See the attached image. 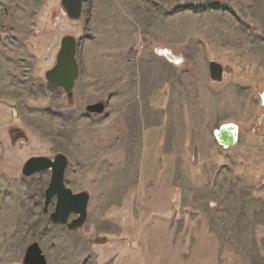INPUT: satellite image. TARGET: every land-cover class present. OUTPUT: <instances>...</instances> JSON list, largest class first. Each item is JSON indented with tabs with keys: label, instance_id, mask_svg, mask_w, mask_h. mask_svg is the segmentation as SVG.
<instances>
[{
	"label": "rangeland",
	"instance_id": "obj_1",
	"mask_svg": "<svg viewBox=\"0 0 264 264\" xmlns=\"http://www.w3.org/2000/svg\"><path fill=\"white\" fill-rule=\"evenodd\" d=\"M215 4L220 8H211ZM65 36L79 45L80 75L72 98L46 79ZM227 45L241 47V54L256 51V74L264 76V0H85L78 20L69 18L61 0H0V264H23L34 241L50 264H80L82 250L85 264H94L93 242L107 240L94 235L111 229L106 215L136 180L142 113L150 100L132 98L131 92L140 91L148 47L180 68L152 62L167 79L197 76L198 90L209 91L204 86L209 60H219ZM165 49L179 66L168 61ZM236 70L242 68L224 66L225 77ZM229 90H236L235 84ZM232 95L229 118L260 135L264 119L258 92L255 99L239 100L240 107ZM98 101L108 102L106 112L89 114L86 106ZM207 102L211 109L213 100ZM198 117L205 154L194 164V132L192 138L187 132L177 164L187 210L178 229L202 239L211 236L210 243V236L197 243V251L213 248L212 264H264V136L253 148L243 135L228 150L215 138V115ZM205 126L215 127L206 131ZM58 153L69 159L66 185L90 194L87 222L74 230L52 223L44 212L50 171L22 173L30 157ZM248 169L253 177L243 178ZM54 207L55 200L49 211Z\"/></svg>",
	"mask_w": 264,
	"mask_h": 264
},
{
	"label": "crops",
	"instance_id": "obj_2",
	"mask_svg": "<svg viewBox=\"0 0 264 264\" xmlns=\"http://www.w3.org/2000/svg\"><path fill=\"white\" fill-rule=\"evenodd\" d=\"M114 8H117V3H114ZM242 18L248 20L250 17ZM240 48L227 45L223 48L222 57L215 60L221 62L223 66L229 65L242 70H236V74H231L227 78L223 73V79L219 82H213L209 73L208 82L204 81V86L209 87L207 91L198 90L197 76L167 79L164 70L160 69L161 67L155 68L152 62L167 64L169 68L177 71L180 68L154 55L153 47H148L147 57L151 63H144L139 72L140 91L131 92L134 94L132 98L150 100L146 105V113H142L141 148L136 180L127 188L122 200L106 215L111 223V229L97 231V236L94 235L107 239L103 242H93L94 264H198V258L201 261L199 264H212V259L216 256L213 248L209 246L205 251H197V243L208 241L210 235L202 239L204 235L198 238L196 234L185 235L178 229L182 212H185L187 207L183 206L182 202L184 193L178 183L177 164L180 161L178 157L182 154L181 147L187 145L186 138L189 137L186 135L187 132H191V138L194 132V138L190 143V146H193V162L202 163L205 153L198 137L203 136L198 131L203 128L198 126V115L208 117L215 115L212 118L219 121L215 129L229 122L238 125L237 143L228 148L223 146L228 150L238 146L243 135L248 139L246 146L252 145L253 148L256 146V139L264 136V126L263 132L257 135L250 127L243 129L245 123L229 118L228 105L232 93L233 98L238 100L235 106L240 107L242 103H239V100L255 99L256 92L261 98V84L264 83V76L256 74V51L250 50L252 54L247 51L241 54ZM168 61L180 65V61L175 62L171 59ZM132 82H138V78L135 77ZM230 83L235 84L236 90H229ZM155 99L157 101L162 99L163 103H154ZM209 99L213 100L211 109L208 107ZM166 100L172 101L166 104ZM262 117L264 118V114ZM214 127L205 126L204 130L208 131ZM209 138L213 140L212 136ZM218 144L221 145L219 142ZM211 148L218 149V145H211ZM245 172L243 178L253 177L251 169ZM184 222L185 225L188 224L187 220ZM211 239L210 236L209 243ZM77 259L78 262L80 259V264H85L84 250L78 253Z\"/></svg>",
	"mask_w": 264,
	"mask_h": 264
},
{
	"label": "water",
	"instance_id": "obj_3",
	"mask_svg": "<svg viewBox=\"0 0 264 264\" xmlns=\"http://www.w3.org/2000/svg\"><path fill=\"white\" fill-rule=\"evenodd\" d=\"M85 0H61L62 7L72 20L81 18ZM78 40L73 36H65L57 55L56 63L46 72V79L55 87L62 88L73 97L76 81L80 75V63L77 58ZM170 52L168 51V55ZM171 59L173 56H169ZM209 73L213 82L223 79L224 66L216 60L209 61ZM262 109L264 114V88L261 91ZM108 102L98 101L86 106L89 114L101 115L106 112ZM238 125L229 122L215 129L214 134L218 142L228 148L238 141ZM197 150H195V158ZM69 166V159L63 153L53 157L46 155L32 156L24 162L22 173L29 177L45 170L50 171V181L45 189L44 212L49 214L52 223L66 226L74 230L84 226L88 219L90 194L86 191H73L66 185L65 178ZM55 200L54 210L49 211L51 202ZM23 264H49L46 254L38 241L32 242L26 249Z\"/></svg>",
	"mask_w": 264,
	"mask_h": 264
},
{
	"label": "trees",
	"instance_id": "obj_4",
	"mask_svg": "<svg viewBox=\"0 0 264 264\" xmlns=\"http://www.w3.org/2000/svg\"><path fill=\"white\" fill-rule=\"evenodd\" d=\"M187 8L186 6H181L180 9H185ZM211 8H220L219 5L215 4V5H212ZM193 9H205L204 7H193Z\"/></svg>",
	"mask_w": 264,
	"mask_h": 264
},
{
	"label": "built area",
	"instance_id": "obj_5",
	"mask_svg": "<svg viewBox=\"0 0 264 264\" xmlns=\"http://www.w3.org/2000/svg\"><path fill=\"white\" fill-rule=\"evenodd\" d=\"M157 50L163 51L162 48H157ZM164 51H167V52L169 51L170 52V50H168V49H165ZM170 54H171V56H173V54L171 52H170ZM174 59H176V58L173 56L172 60H174Z\"/></svg>",
	"mask_w": 264,
	"mask_h": 264
},
{
	"label": "bare ground",
	"instance_id": "obj_6",
	"mask_svg": "<svg viewBox=\"0 0 264 264\" xmlns=\"http://www.w3.org/2000/svg\"><path fill=\"white\" fill-rule=\"evenodd\" d=\"M168 53V52H167ZM39 143V142H38Z\"/></svg>",
	"mask_w": 264,
	"mask_h": 264
},
{
	"label": "flooded vegetation",
	"instance_id": "obj_7",
	"mask_svg": "<svg viewBox=\"0 0 264 264\" xmlns=\"http://www.w3.org/2000/svg\"><path fill=\"white\" fill-rule=\"evenodd\" d=\"M78 56V55H77Z\"/></svg>",
	"mask_w": 264,
	"mask_h": 264
}]
</instances>
